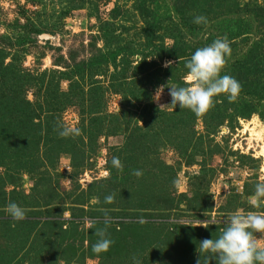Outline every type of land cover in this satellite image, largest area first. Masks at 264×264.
<instances>
[{
  "label": "rangeland",
  "instance_id": "1",
  "mask_svg": "<svg viewBox=\"0 0 264 264\" xmlns=\"http://www.w3.org/2000/svg\"><path fill=\"white\" fill-rule=\"evenodd\" d=\"M150 1L0 0V56L5 57L4 65L13 64L37 80L44 77L46 85L58 81L61 90L69 95L84 92L86 102H79L74 97L61 116L64 126L80 129L78 137L81 136L83 142L72 152H82L75 157L62 154L50 176L26 173L20 176L13 170L7 171L6 175L1 169L6 181V202L0 201V264H5L10 257H13L9 260L12 264H113L107 255L118 254L124 240L117 237L119 228L115 227L118 224L159 223L166 231L178 226L185 228L183 233L188 236L194 228L204 230L209 225H215L221 232L226 217L237 210L264 214V200L252 204L255 184L264 182V137L254 135L262 131L264 122L258 115L243 116L244 112L238 113L228 102L219 105L224 114L221 115L224 122L219 128L216 127L220 116L217 109L210 113L214 120L199 116L193 127L188 124L184 128L185 132L175 130L170 142L161 137L145 149V156L139 161L142 176H147V171L151 175H160L153 167L156 164L174 169L175 179L172 173L163 182L161 178L157 180L164 185L159 189H165L175 198L177 206L174 210L163 213L132 210L126 205V195H123L124 199L121 197L123 187L116 186L112 192L114 183L106 179L109 176H102V172L111 166L113 156L120 159V170L130 165L125 157L134 129L130 127L125 131L124 126L111 135L108 130L112 128V122H106L101 130L98 120L93 123L91 120L112 116L122 124L129 117L132 126L137 122L142 126V121H150V115L152 119L157 118L158 111L174 113L179 105H170L166 85L179 86V81L185 84L187 70L184 63L197 47L204 46L205 41L190 39L168 22L155 29L162 17L150 14ZM168 1L172 5L178 0ZM223 1L221 6L229 9L232 1L220 2ZM249 1L236 0L235 5L242 8ZM257 3L262 8L257 21L259 34L249 41L256 48V56L251 58L248 67L256 66L259 60L260 68L264 70V0H257ZM200 8L205 6H188V15H199ZM171 19L174 22L172 16ZM194 25L199 31L200 25ZM37 31L43 34L35 33ZM236 42L242 46L245 40L241 38ZM178 57L181 58L177 60ZM166 61L173 62L171 67L163 66ZM239 71L234 73L235 78L242 76L236 77ZM32 84L25 87L26 97L30 103H35L40 79ZM161 86L165 87L156 100V90ZM147 105L154 109L150 115L144 110ZM256 125L259 128L254 127ZM223 127L229 132L222 134L220 129ZM188 132L186 137L192 141L185 143L184 134ZM104 155L107 164L101 168ZM38 185L43 190L37 189L40 194L34 191ZM42 185L48 189L46 194ZM107 195L113 196V203L105 210ZM44 198H53L56 202L49 206V200ZM16 199H21L20 206L25 209L23 221L13 220L6 211L7 204ZM103 211L112 218L106 235L112 236L114 243L111 252L110 248L105 253L94 254L91 248L98 239L96 229L103 227V218L98 214ZM19 236L23 238L22 242H19ZM25 237L30 238L26 244ZM256 238L264 243V235L257 234ZM33 239L36 245L32 243ZM134 243L136 254L146 253L143 255L149 260L155 258L148 256L153 249ZM21 247L20 252L14 254ZM175 254L173 248L164 252L165 258ZM97 256H104V259H97ZM198 256L199 253L186 255L184 264H196ZM168 262L166 260L165 264Z\"/></svg>",
  "mask_w": 264,
  "mask_h": 264
},
{
  "label": "trees",
  "instance_id": "2",
  "mask_svg": "<svg viewBox=\"0 0 264 264\" xmlns=\"http://www.w3.org/2000/svg\"><path fill=\"white\" fill-rule=\"evenodd\" d=\"M220 1L178 0L170 5L171 3L168 0H151L149 3V10L150 14L155 13L158 17H162V20L155 29H159L163 23L168 22L177 26V29H180V32L190 39H194L195 41L201 40L202 42L205 41L203 43L204 45L211 43L212 40L217 37H227L230 41L232 57L221 74H228L234 77L236 70H240L236 75V77L242 75L236 78L242 86L240 96L235 102H229L224 95L216 97L215 106L203 114L205 116L201 115L200 117L211 120L213 116L210 115V113L218 109V115L220 116L216 120V127L219 128L224 122V118H221V115H224L221 114L223 110H221L219 105L228 102L236 108L238 113L244 112L245 114H243V116L258 115L264 122V70L260 68L261 61L259 62V60H257L256 66L254 65L252 68L248 67V63L250 64L252 61L251 58L256 56V48L254 44L249 43V41L259 34L257 31V21L259 19V12L262 8L258 5L257 0L256 2L250 0L247 4L241 6L242 8L235 5L236 0H231V7L229 9H224L221 6L224 4V1ZM181 4H184L183 7H181ZM143 5H146V1ZM198 5L205 6V8H200L199 15L205 16L209 21V27L206 30L203 25H200L201 28L199 31H196L195 25L192 22L193 19H191L196 15H188L189 12L187 11V7L196 8ZM71 9L75 10V8ZM171 16L174 19L173 21L176 22L175 24L172 22ZM205 31L207 32V38L203 40ZM35 33L39 35L43 34V32L40 31ZM198 37H200V39ZM241 38L245 40L242 46L236 42ZM245 45L246 47H244ZM184 51L185 49L183 48V53ZM4 58V55L0 56V171L4 169L6 175H8L7 171L13 170L16 175L20 176L23 173L29 175L35 174L40 177L50 176L52 175L50 172L56 169L58 160L62 154H72L73 157H75L78 153L82 152V150L72 152V150L79 147V143L83 142L81 136H76L77 138H72L73 136L61 137L58 135V132L61 130V127L64 126L61 116L66 107L71 105L74 97L75 99H79V102H85V98L83 97L84 92L81 94L76 93L69 95V93L61 90L60 82H55L54 80V82L51 81L52 83L50 82L46 85L44 77H41L38 78V80L40 79V85L39 88H37L38 96L35 97L36 101L35 103H30L26 97L27 88L25 87L31 83H36L38 80L28 75V73L24 72L22 69H18L17 66L13 64L4 65ZM180 58L181 57H178L176 59L178 60ZM178 85L183 86L184 83L179 81ZM145 102L148 103L147 101ZM144 110L145 112L149 111L150 115V112L154 109H151V106L147 105ZM156 112L157 109L154 113ZM92 114L94 113L92 112ZM156 115L157 118L154 116V119H152V115H150L149 122L142 121V126H139L138 122L136 123L137 126H132V121L128 119L129 117H126L122 124H119L120 120L112 116H108V119L104 117L93 118L91 121L93 123L98 120L101 130L104 128L106 122H112V128L108 130L111 135L117 134L124 126L125 131H129V128L133 127L134 130L132 136L128 140L126 149L128 156L125 157V161L130 163V165H126L127 167L123 170L108 166L110 174L106 179H111L110 181L114 183L111 189L112 192L116 186L120 185L123 187L121 197L124 199L125 196L123 195H126L125 199L128 201L126 205L130 207V209L163 213L165 211L174 210L177 204L175 198L171 196L172 194H168L165 189H159V186L162 184L157 182V180L161 178L163 182L164 178L172 173L175 179L174 169L164 164L161 166L153 164V167H155L154 169L160 171V175H151V172L147 171L149 173H147V176L144 175L145 177L141 176L139 178L134 176L132 171L141 168L139 161L145 156V149L148 148V145L152 146L155 142L160 140L161 137L167 138L166 140L170 142L175 130L177 133L185 132L184 128H187L188 124L193 127L194 122L199 116L194 115L186 108L180 109V107H177V110H174L172 114L158 111ZM208 116L210 118H208ZM151 119L154 122L150 123L152 121ZM116 126L118 127L115 128ZM188 134L190 133L184 134L185 143L192 141L189 137H186ZM150 140H152V143ZM182 140L184 141V139ZM176 144H178V142ZM50 169L52 171H50ZM5 186L6 181L0 172V201L3 202H6ZM42 187L45 189L46 194L48 189L43 185ZM126 187L129 188L128 191L125 190ZM39 188L43 191L41 185H38V187L34 189L38 194H40V191L37 190ZM100 190L103 192L102 189ZM97 195L100 194L98 193ZM21 199L24 200L23 198ZM21 199L13 201L20 206ZM36 200L37 199H35V201ZM46 200H49L47 203L49 206L52 203V205H54L56 202V199L54 200L53 198ZM112 203L106 204L107 206H104L106 208L103 207V209L107 210L110 208L108 206L112 205ZM202 211H205V209H202ZM105 213L106 212L103 211L98 214L99 218H104ZM160 226L161 224L159 223L154 224L151 222L132 225L118 224V226L115 227L116 229L119 228L117 233L119 236L117 237L120 238V240L124 238V240L120 245L118 254L115 252L113 253L114 256L108 254L107 259L113 264L118 262L123 263L128 260L132 261V257H136L138 261H142L140 264H165L166 260L169 261V264H184L186 255L194 256L198 254L199 242L201 240L216 238L220 233V228H215V225H209L204 230L194 228L191 230L190 234H187L188 236L183 233L185 228L174 226L166 231V229L160 228ZM16 230L17 229H14V231ZM120 230L122 233H120ZM123 232L125 234H123ZM175 237H177V239H174ZM110 238L112 239L113 237L111 236ZM19 239V242L23 240L20 236ZM29 239L25 237L24 244H26ZM95 241L96 239H94V242ZM134 242L138 245H147V249H153L151 254H147L155 258L149 260V257L143 255L146 253L139 254L143 255V257L136 254L137 250L135 246L132 245ZM32 243L36 245L34 239ZM184 246H186L187 249H184ZM50 248L51 244L48 247V251H50ZM172 248L176 254L169 255L170 257L165 258L164 252H168ZM21 249L22 247L17 252H14V254H18ZM111 250L112 248L109 252H111ZM123 251L125 253H123ZM179 251L183 254L181 255ZM103 257L104 256L98 258L97 256L96 258L103 260ZM138 257L140 258L138 259ZM12 258L13 257L8 258L5 264H12L13 261H9ZM130 264L132 263L130 262ZM209 264H216V261L209 259Z\"/></svg>",
  "mask_w": 264,
  "mask_h": 264
},
{
  "label": "clouds",
  "instance_id": "3",
  "mask_svg": "<svg viewBox=\"0 0 264 264\" xmlns=\"http://www.w3.org/2000/svg\"><path fill=\"white\" fill-rule=\"evenodd\" d=\"M194 24L203 25L206 30L209 27L208 19L203 15L193 17ZM207 38V32L204 33ZM232 57V48L227 37H217L211 43L197 47L190 58L185 61L187 70L184 77V86L175 84L166 87L171 98L170 105L180 109H188L194 115L201 116L215 106V98L224 95L229 102L238 100L242 86L233 76L221 74ZM172 61H166L164 67H171ZM165 86L156 90L155 98L159 99ZM259 128V125L254 126ZM222 134L229 132L227 127L220 129ZM61 137L78 136V127L62 126L58 132ZM258 135V133H254ZM111 167L122 169L121 161L113 156L110 161ZM109 170L102 172V176L108 177ZM132 174L142 176V171L134 169ZM252 204L264 200V182H258L254 186ZM106 204L113 202V196L104 198ZM9 216L15 221H23L26 218L25 209L15 202H9L6 206ZM93 225L96 221L91 222ZM103 227L96 229L97 241L92 245L94 254L107 252L114 241L106 235L107 226L112 223V218L105 215ZM143 223V221H141ZM225 226L216 238L203 239L199 242V256L196 264H209V259L216 264H264V243L256 238L257 234L264 235V214L255 212L243 213L239 210L226 217ZM132 264H140L136 257H132Z\"/></svg>",
  "mask_w": 264,
  "mask_h": 264
},
{
  "label": "built area",
  "instance_id": "4",
  "mask_svg": "<svg viewBox=\"0 0 264 264\" xmlns=\"http://www.w3.org/2000/svg\"><path fill=\"white\" fill-rule=\"evenodd\" d=\"M104 158H103V160H102V163L100 164V167L102 168V167H105V165L107 164V162H106V159H105V155L103 156Z\"/></svg>",
  "mask_w": 264,
  "mask_h": 264
},
{
  "label": "bare ground",
  "instance_id": "5",
  "mask_svg": "<svg viewBox=\"0 0 264 264\" xmlns=\"http://www.w3.org/2000/svg\"><path fill=\"white\" fill-rule=\"evenodd\" d=\"M261 135H263L262 137H264V127H263V129H262V131H261V132H258V137H260V138H261Z\"/></svg>",
  "mask_w": 264,
  "mask_h": 264
}]
</instances>
